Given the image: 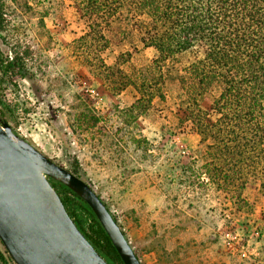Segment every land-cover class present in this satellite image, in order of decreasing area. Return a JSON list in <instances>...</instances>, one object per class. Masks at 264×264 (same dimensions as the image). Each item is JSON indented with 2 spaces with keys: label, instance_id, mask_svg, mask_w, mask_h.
Segmentation results:
<instances>
[{
  "label": "rangeland",
  "instance_id": "rangeland-1",
  "mask_svg": "<svg viewBox=\"0 0 264 264\" xmlns=\"http://www.w3.org/2000/svg\"><path fill=\"white\" fill-rule=\"evenodd\" d=\"M48 2V18L38 9L3 18L0 117L57 164L78 166L142 264H264L262 180L250 177L239 195V180L210 177L207 146L180 127L173 85H149L136 110V82L151 78L156 57L137 32L112 28L114 43L99 52L80 41L88 28L74 0ZM159 87L165 99L147 102Z\"/></svg>",
  "mask_w": 264,
  "mask_h": 264
},
{
  "label": "trees",
  "instance_id": "trees-1",
  "mask_svg": "<svg viewBox=\"0 0 264 264\" xmlns=\"http://www.w3.org/2000/svg\"><path fill=\"white\" fill-rule=\"evenodd\" d=\"M74 3L88 28L80 41L90 39L93 48L106 51L114 43L108 37L112 28L119 25L124 31L122 25H126L138 33L145 49L156 52L149 67L151 78L136 82L142 91L136 110L140 114L144 110L143 97L149 85H173L180 127L188 126L207 146V165L213 167L210 177L225 183L239 180V195L250 177L261 179L264 193V0ZM50 5L48 0H0V32L5 29L3 18H19V13L34 15L37 9L41 18H48ZM185 54H190L191 60L176 68ZM15 67L12 60L2 68L7 74ZM160 87L157 93L147 94V102L165 99ZM90 120L98 124L94 116ZM71 172L80 176L78 166ZM49 180L78 229L99 254L108 264H124L89 205L66 186ZM0 256L13 262L6 250L0 251Z\"/></svg>",
  "mask_w": 264,
  "mask_h": 264
},
{
  "label": "water",
  "instance_id": "water-1",
  "mask_svg": "<svg viewBox=\"0 0 264 264\" xmlns=\"http://www.w3.org/2000/svg\"><path fill=\"white\" fill-rule=\"evenodd\" d=\"M49 179L89 205L124 264H142L94 189L0 117V241L15 264H108L78 229Z\"/></svg>",
  "mask_w": 264,
  "mask_h": 264
}]
</instances>
